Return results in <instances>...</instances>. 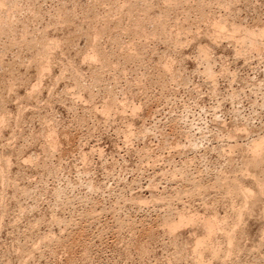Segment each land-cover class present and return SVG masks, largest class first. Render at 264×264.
I'll return each mask as SVG.
<instances>
[{
  "label": "rangeland",
  "instance_id": "obj_1",
  "mask_svg": "<svg viewBox=\"0 0 264 264\" xmlns=\"http://www.w3.org/2000/svg\"><path fill=\"white\" fill-rule=\"evenodd\" d=\"M262 157L264 0H0V264H264Z\"/></svg>",
  "mask_w": 264,
  "mask_h": 264
},
{
  "label": "bare ground",
  "instance_id": "obj_2",
  "mask_svg": "<svg viewBox=\"0 0 264 264\" xmlns=\"http://www.w3.org/2000/svg\"><path fill=\"white\" fill-rule=\"evenodd\" d=\"M261 142V141H260ZM259 144H261V143H259ZM257 145V144H256ZM255 145V146H256ZM263 145V144H262ZM254 146V145H253ZM261 146V145H260ZM259 146V147H260ZM257 147H255L254 149H252L253 151H255V149H256ZM257 150V149H256ZM258 151H260V150H258ZM254 153V152H253ZM253 153H252V155H253ZM255 154H256V151H255ZM256 156H257V154H256ZM255 156V157H256ZM264 157H262V159H263ZM256 159V158H255ZM260 159H261V157H260ZM247 160V159H246ZM259 160V159H258ZM252 162H253V160H252ZM255 162V161H254ZM259 162V161H258ZM264 162V161H263ZM262 162V163H263ZM254 167V166H253ZM260 180V179H259ZM262 181V180H261ZM236 183V182H235ZM223 184V183H222ZM235 185H237V184H235ZM257 185H258V183H257ZM240 186V185H239ZM241 188V187H240ZM235 189V188H234ZM237 189V188H236ZM235 191V190H234ZM239 192H240V190H239ZM227 193V192H226ZM230 194V193H229ZM240 194H241V192H240ZM218 195V194H217ZM245 195V194H244ZM248 195V194H247ZM250 195V194H249ZM234 196V195H233ZM222 197V196H221ZM242 199V198H241ZM249 199V198H248ZM257 199V198H256ZM260 201V200H259ZM262 202V201H261ZM243 203H245V202H243ZM259 203V202H258ZM244 205V204H243ZM204 206V205H203ZM250 206V205H249ZM264 207V206H263ZM207 208V207H206ZM212 208V207H211ZM243 208V207H242ZM250 208V207H249ZM205 210V209H204ZM236 210V209H235ZM240 210V209H239ZM248 210V209H247ZM250 210V209H249ZM262 210H263V208H262ZM206 211V210H205ZM264 211V210H263ZM231 212H233V211H231ZM241 212V211H240ZM246 212V211H245ZM233 214V213H232ZM237 214H239V211H238V213ZM182 216V215H181ZM212 217V216H211ZM242 218V217H241ZM229 219H230V217H229ZM240 219V218H239ZM211 220H213L212 218H211ZM202 221V220H201ZM217 221V220H216ZM223 221H224V219H223ZM222 221V222H223ZM238 222V221H237ZM207 224V223H206ZM217 224V223H216ZM243 224V223H242ZM239 225V224H238ZM214 226V225H213ZM225 226V225H224ZM234 226V225H233ZM209 228V227H208ZM230 229V228H229ZM210 231V230H209ZM213 231V230H212ZM230 231V230H229ZM221 232V231H220ZM218 233V232H217ZM231 233V232H230ZM226 234H228V233H226ZM242 235V234H241ZM263 235V234H262ZM210 236V235H209ZM223 236V235H222ZM228 236V235H227ZM233 237V236H232ZM232 237H230V240H231V238ZM263 237V236H262ZM203 239H205V238H203ZM233 239V238H232ZM260 239V238H259ZM215 241V243L217 242L216 240H214ZM235 242V241H234ZM260 242V241H259ZM218 244V243H217ZM233 247H235V246H233ZM206 248V247H205ZM225 248H227V247H225ZM204 249V248H203ZM211 249V248H210ZM213 249V248H212ZM237 249V248H236ZM145 250V249H144ZM143 250V251H144ZM217 251H219V250H217ZM237 252V251H236ZM235 252V253H236ZM212 256V255H211ZM219 258V257H218ZM220 261V260H219ZM224 262V261H223ZM206 263V262H205ZM210 263V262H209Z\"/></svg>",
  "mask_w": 264,
  "mask_h": 264
}]
</instances>
